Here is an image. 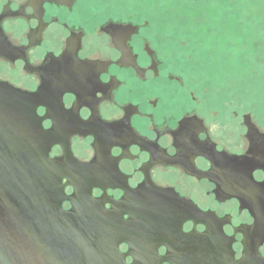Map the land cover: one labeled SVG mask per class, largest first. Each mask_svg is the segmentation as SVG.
Instances as JSON below:
<instances>
[{"label": "flooded vegetation", "instance_id": "af4514ba", "mask_svg": "<svg viewBox=\"0 0 264 264\" xmlns=\"http://www.w3.org/2000/svg\"><path fill=\"white\" fill-rule=\"evenodd\" d=\"M140 24L89 0H0V87L36 95L58 164L38 204L75 212L113 264H264V128L241 114L222 130Z\"/></svg>", "mask_w": 264, "mask_h": 264}, {"label": "rangeland", "instance_id": "374dc122", "mask_svg": "<svg viewBox=\"0 0 264 264\" xmlns=\"http://www.w3.org/2000/svg\"><path fill=\"white\" fill-rule=\"evenodd\" d=\"M89 1L100 16L148 22L159 56L219 109L222 130L241 114L264 127V2L105 0V9Z\"/></svg>", "mask_w": 264, "mask_h": 264}, {"label": "water", "instance_id": "95a60500", "mask_svg": "<svg viewBox=\"0 0 264 264\" xmlns=\"http://www.w3.org/2000/svg\"><path fill=\"white\" fill-rule=\"evenodd\" d=\"M34 97L0 87V264H113L80 240L75 212L65 221L38 204L59 189L44 177L58 164L39 141Z\"/></svg>", "mask_w": 264, "mask_h": 264}, {"label": "snow or ice", "instance_id": "6c2138e0", "mask_svg": "<svg viewBox=\"0 0 264 264\" xmlns=\"http://www.w3.org/2000/svg\"><path fill=\"white\" fill-rule=\"evenodd\" d=\"M144 2H149V3H171V2H174V0H144ZM240 2H243V0H240ZM261 2H264V0H261Z\"/></svg>", "mask_w": 264, "mask_h": 264}, {"label": "trees", "instance_id": "16d2710c", "mask_svg": "<svg viewBox=\"0 0 264 264\" xmlns=\"http://www.w3.org/2000/svg\"><path fill=\"white\" fill-rule=\"evenodd\" d=\"M99 1H101V5L100 6H102L103 8L106 9L107 8V4L105 3L106 1L105 0H99Z\"/></svg>", "mask_w": 264, "mask_h": 264}, {"label": "clouds", "instance_id": "9594fccd", "mask_svg": "<svg viewBox=\"0 0 264 264\" xmlns=\"http://www.w3.org/2000/svg\"><path fill=\"white\" fill-rule=\"evenodd\" d=\"M104 79H106V77H105ZM118 102H119V103H123L124 101L119 100V98H118ZM87 159H89V157H86V158H85V160H87ZM97 195H98V193H97ZM129 264H131V261H129Z\"/></svg>", "mask_w": 264, "mask_h": 264}]
</instances>
